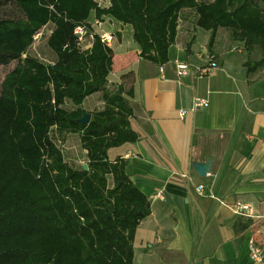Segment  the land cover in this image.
Returning <instances> with one entry per match:
<instances>
[{"label": "trees", "instance_id": "16d2710c", "mask_svg": "<svg viewBox=\"0 0 264 264\" xmlns=\"http://www.w3.org/2000/svg\"><path fill=\"white\" fill-rule=\"evenodd\" d=\"M0 0V65L16 61L0 82V264H133V237L151 212L148 197L126 173V160L107 150L134 142L132 72L110 83L113 52L97 34L80 48L73 29L109 16L132 27L139 57L162 65L177 34L179 12L194 9L195 25L218 28L254 51L247 72L264 66V0ZM52 23L46 44L55 58L27 53L34 35ZM188 50V45L186 46ZM99 92L100 109L82 102ZM70 102L71 107L64 105ZM89 112L87 123H80ZM76 134L85 163L61 149ZM250 224L236 221L234 228Z\"/></svg>", "mask_w": 264, "mask_h": 264}, {"label": "crops", "instance_id": "0c3cea01", "mask_svg": "<svg viewBox=\"0 0 264 264\" xmlns=\"http://www.w3.org/2000/svg\"><path fill=\"white\" fill-rule=\"evenodd\" d=\"M195 18L194 9H181L162 65L139 57L129 24L96 18L93 11L87 19L113 35L108 81L119 83L121 74L132 72L130 124L139 137L110 147L107 156L126 160V173L150 201V214L135 229L133 264H264V66L247 72L244 62L257 54L223 37L221 28L208 51L209 31ZM175 60L189 62L185 76L175 74ZM211 60L216 67L200 75ZM195 96L208 104L188 110ZM82 106L102 108L99 92ZM182 109L187 112L181 115ZM207 159L210 169L202 176L192 162ZM236 202L249 204L259 217L236 214ZM247 220V227L234 228ZM250 238L262 262L251 258Z\"/></svg>", "mask_w": 264, "mask_h": 264}, {"label": "built area", "instance_id": "2783aa9c", "mask_svg": "<svg viewBox=\"0 0 264 264\" xmlns=\"http://www.w3.org/2000/svg\"><path fill=\"white\" fill-rule=\"evenodd\" d=\"M97 2V4L101 7H103L105 5V2H107V0H103V4H101L100 2L102 0H95ZM88 22V21H87ZM91 26V30L87 29V27L85 26V24H79L76 25L73 29V33L76 35L77 38V42L80 46V48L82 49H87L91 46L92 44V40H93V35L97 34L100 38V41L107 47H111L112 41H113V35L110 32L107 31H102V30H95L93 29L92 25L90 22H88ZM101 21L100 20H95V25H100ZM41 34V30L38 31L35 35L34 38L37 37L38 35ZM189 62L186 60H175L174 61V71L175 74L177 75V77H182L185 76L188 73L189 70ZM216 67V63L214 61L211 60V62H209V64H206L202 67L199 68V74L200 75H204V74H208L212 69H214ZM163 71V67L160 66V72L162 73ZM162 76V74H161ZM208 102L207 100L200 98L198 96H195L192 99L191 102V106L188 108V110H195L199 107H204L207 106ZM187 112V109H182L180 111V114H184ZM233 209L234 212L238 215H242V216H248V217H259V215H256L253 211V209L251 208V206L249 204L243 203V202H236L233 205ZM248 246H249V251H250V256L253 260H255L256 262H262V257L260 255V248L259 246L254 242V239L250 238L249 242H248Z\"/></svg>", "mask_w": 264, "mask_h": 264}, {"label": "rangeland", "instance_id": "374dc122", "mask_svg": "<svg viewBox=\"0 0 264 264\" xmlns=\"http://www.w3.org/2000/svg\"><path fill=\"white\" fill-rule=\"evenodd\" d=\"M208 1V0H205ZM103 4V0L100 2ZM52 23H48L41 28V34L34 38L32 44L29 46L27 53L31 56L38 58L44 62H50L55 58L54 53L46 44V37L52 29ZM98 30V29H97ZM221 34L223 37H227L229 34L228 31L224 28H221ZM228 34V35H227ZM16 64V61H12L7 65H0V82L3 79L7 71L13 68ZM66 108H70V102H66L64 105ZM62 152L65 158L72 164L79 166L85 163V152L80 147L78 136L76 134H68L66 140L60 144Z\"/></svg>", "mask_w": 264, "mask_h": 264}, {"label": "water", "instance_id": "95a60500", "mask_svg": "<svg viewBox=\"0 0 264 264\" xmlns=\"http://www.w3.org/2000/svg\"><path fill=\"white\" fill-rule=\"evenodd\" d=\"M89 118H90L89 112H85L79 118V122L80 123H87L89 121ZM210 163H211L210 159H207L205 162L193 161L192 166L197 171L198 174L203 176L209 171ZM83 168H87L86 163L83 164Z\"/></svg>", "mask_w": 264, "mask_h": 264}]
</instances>
